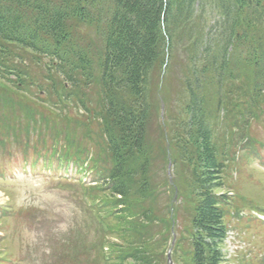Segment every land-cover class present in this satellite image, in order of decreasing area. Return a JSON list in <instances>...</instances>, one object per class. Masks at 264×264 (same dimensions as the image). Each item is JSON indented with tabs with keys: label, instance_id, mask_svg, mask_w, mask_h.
<instances>
[{
	"label": "trees",
	"instance_id": "16d2710c",
	"mask_svg": "<svg viewBox=\"0 0 264 264\" xmlns=\"http://www.w3.org/2000/svg\"><path fill=\"white\" fill-rule=\"evenodd\" d=\"M173 75L180 112L160 123L168 104L155 109L150 96ZM14 94L21 110L39 108L59 127L98 126V153L67 137L42 149L98 176L90 190L108 211L99 246L111 263L168 264L170 251L172 264H224V217L235 208L221 193L224 174L264 122V0H0V98ZM13 104L0 106L12 128L31 119ZM154 114L156 173L146 146Z\"/></svg>",
	"mask_w": 264,
	"mask_h": 264
},
{
	"label": "rangeland",
	"instance_id": "374dc122",
	"mask_svg": "<svg viewBox=\"0 0 264 264\" xmlns=\"http://www.w3.org/2000/svg\"><path fill=\"white\" fill-rule=\"evenodd\" d=\"M159 82L160 89L164 90L161 92L158 88L160 94H152L150 102L155 109L158 99L164 98L167 102L169 111L164 105H157L160 110L163 107V118L159 111L160 123H163L165 116L172 118L180 112L181 89L174 75L170 80ZM26 94L39 102L35 93ZM10 98L14 101L11 109L22 111L25 119H31L20 120V126L15 124L12 128L9 121L5 123L2 119L4 115H0V264H113L111 260L102 261L109 250H100L102 229L98 216L92 218L94 209L89 208L86 201V197L91 202L96 201L90 188L97 183L98 176L89 173L80 179L83 172L72 168H76L75 162L70 159L69 168L60 166L64 159L52 154V145L49 150L48 147L42 149V145L67 137L76 150L89 149L92 154L98 153L97 145L103 143L98 126L93 125L89 130L77 124L59 127L39 108L29 106L26 111L21 110L17 103L19 94L1 97L0 106ZM30 113L34 116L28 117ZM77 117H74L75 123H78ZM149 118L146 146L151 148L156 173L155 170L158 172L162 168V155L158 150L161 129L154 119L155 114ZM221 120L220 115L218 123ZM247 133L250 140L239 145L235 165L224 174L226 182L221 193L231 195L230 200L235 203V208L224 217L227 232L219 246L224 264H264V223L257 219L264 215V122H254ZM97 158L101 163L106 156L101 154ZM172 173V167L168 168L167 178L171 179ZM180 226L179 219L174 230ZM176 238L173 233L168 242L170 247ZM104 239L120 243L117 236L106 235Z\"/></svg>",
	"mask_w": 264,
	"mask_h": 264
}]
</instances>
